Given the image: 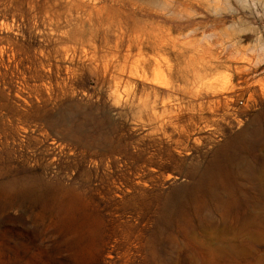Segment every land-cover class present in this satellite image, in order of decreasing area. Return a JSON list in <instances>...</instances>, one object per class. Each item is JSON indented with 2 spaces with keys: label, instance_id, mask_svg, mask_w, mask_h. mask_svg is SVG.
<instances>
[{
  "label": "rangeland",
  "instance_id": "rangeland-1",
  "mask_svg": "<svg viewBox=\"0 0 264 264\" xmlns=\"http://www.w3.org/2000/svg\"><path fill=\"white\" fill-rule=\"evenodd\" d=\"M260 113L264 0H0V264H264L174 191Z\"/></svg>",
  "mask_w": 264,
  "mask_h": 264
},
{
  "label": "bare ground",
  "instance_id": "bare-ground-1",
  "mask_svg": "<svg viewBox=\"0 0 264 264\" xmlns=\"http://www.w3.org/2000/svg\"><path fill=\"white\" fill-rule=\"evenodd\" d=\"M262 115L260 113L254 118L253 127L236 132L227 146L219 148V158L213 164L198 168L196 172L187 170L193 180L183 188L174 189L178 201L193 200L199 210L212 206L219 212L217 221L211 220L209 212L201 211L198 215V224L211 237H227L234 229L251 223L249 217H240L236 210L248 206L250 201L264 199V165L252 170L246 160L256 148L254 137L258 135V123ZM258 145L263 148L262 139ZM255 185L261 190L253 198L249 196L248 189ZM172 203H169L168 210Z\"/></svg>",
  "mask_w": 264,
  "mask_h": 264
},
{
  "label": "built area",
  "instance_id": "built-area-1",
  "mask_svg": "<svg viewBox=\"0 0 264 264\" xmlns=\"http://www.w3.org/2000/svg\"><path fill=\"white\" fill-rule=\"evenodd\" d=\"M242 102V101H241Z\"/></svg>",
  "mask_w": 264,
  "mask_h": 264
}]
</instances>
